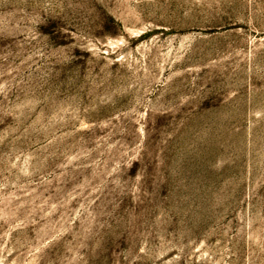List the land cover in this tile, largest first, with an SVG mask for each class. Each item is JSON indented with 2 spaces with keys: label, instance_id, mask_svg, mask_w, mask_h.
<instances>
[{
  "label": "rangeland",
  "instance_id": "rangeland-1",
  "mask_svg": "<svg viewBox=\"0 0 264 264\" xmlns=\"http://www.w3.org/2000/svg\"><path fill=\"white\" fill-rule=\"evenodd\" d=\"M0 264H264V0H0Z\"/></svg>",
  "mask_w": 264,
  "mask_h": 264
}]
</instances>
